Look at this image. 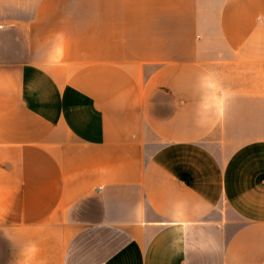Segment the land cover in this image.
<instances>
[{"label": "crops", "instance_id": "crops-1", "mask_svg": "<svg viewBox=\"0 0 264 264\" xmlns=\"http://www.w3.org/2000/svg\"><path fill=\"white\" fill-rule=\"evenodd\" d=\"M0 264H264V0H0Z\"/></svg>", "mask_w": 264, "mask_h": 264}, {"label": "water", "instance_id": "water-1", "mask_svg": "<svg viewBox=\"0 0 264 264\" xmlns=\"http://www.w3.org/2000/svg\"><path fill=\"white\" fill-rule=\"evenodd\" d=\"M83 202V200H80V201H78L77 203H76V205H79V204H81Z\"/></svg>", "mask_w": 264, "mask_h": 264}]
</instances>
